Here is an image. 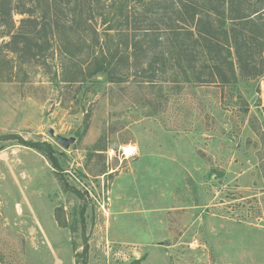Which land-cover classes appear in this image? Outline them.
<instances>
[{"label": "rangeland", "instance_id": "rangeland-1", "mask_svg": "<svg viewBox=\"0 0 264 264\" xmlns=\"http://www.w3.org/2000/svg\"><path fill=\"white\" fill-rule=\"evenodd\" d=\"M23 17L0 20V136L48 143L69 189L40 153L0 140V264H81L84 241L87 264H264V55L234 85L178 68L145 83L141 57L95 82L57 37L9 43Z\"/></svg>", "mask_w": 264, "mask_h": 264}, {"label": "trees", "instance_id": "trees-1", "mask_svg": "<svg viewBox=\"0 0 264 264\" xmlns=\"http://www.w3.org/2000/svg\"><path fill=\"white\" fill-rule=\"evenodd\" d=\"M245 1L254 3L241 8ZM245 1L0 0V20L6 24L12 9L24 16L9 42L15 47L27 42L36 46L40 40L47 42L49 36L57 37L64 46L60 52L64 60L90 62L89 69L79 68L77 75L95 77V82L103 75L115 82L119 60L141 57L144 62L136 69L143 72L145 83H154L168 69L175 72L178 68L196 83L217 80L234 85L239 78L262 73L256 59L263 61L264 55V0ZM96 19L103 27L101 32ZM73 33L80 35L78 44L70 36ZM76 46L77 53L71 52ZM0 140L16 141L40 153L54 169L62 189H69L48 143L25 141L11 134L0 136ZM83 213L84 209L81 217ZM87 253L84 241L81 264H87Z\"/></svg>", "mask_w": 264, "mask_h": 264}, {"label": "water", "instance_id": "water-1", "mask_svg": "<svg viewBox=\"0 0 264 264\" xmlns=\"http://www.w3.org/2000/svg\"><path fill=\"white\" fill-rule=\"evenodd\" d=\"M47 133L55 141V143H57L60 147L65 150H67L76 141V138L74 137L64 138L62 136L55 135L54 131L51 128L47 130Z\"/></svg>", "mask_w": 264, "mask_h": 264}, {"label": "built area", "instance_id": "built-area-1", "mask_svg": "<svg viewBox=\"0 0 264 264\" xmlns=\"http://www.w3.org/2000/svg\"><path fill=\"white\" fill-rule=\"evenodd\" d=\"M135 155H136V149H135V147H133L131 145L124 146L121 148L120 156L123 160L132 159L135 157Z\"/></svg>", "mask_w": 264, "mask_h": 264}]
</instances>
